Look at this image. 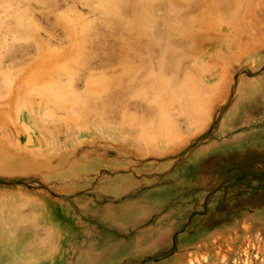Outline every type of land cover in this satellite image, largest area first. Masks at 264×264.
<instances>
[{"label":"rangeland","instance_id":"1","mask_svg":"<svg viewBox=\"0 0 264 264\" xmlns=\"http://www.w3.org/2000/svg\"><path fill=\"white\" fill-rule=\"evenodd\" d=\"M0 264H264V0H0Z\"/></svg>","mask_w":264,"mask_h":264}]
</instances>
